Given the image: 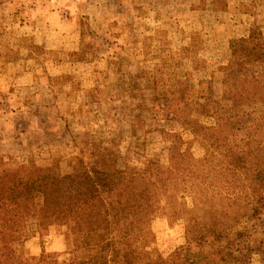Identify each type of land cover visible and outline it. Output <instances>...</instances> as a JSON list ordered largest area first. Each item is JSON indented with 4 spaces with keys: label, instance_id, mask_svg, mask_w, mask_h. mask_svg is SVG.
Returning a JSON list of instances; mask_svg holds the SVG:
<instances>
[{
    "label": "rangeland",
    "instance_id": "rangeland-1",
    "mask_svg": "<svg viewBox=\"0 0 264 264\" xmlns=\"http://www.w3.org/2000/svg\"><path fill=\"white\" fill-rule=\"evenodd\" d=\"M254 28L264 0H0V190L159 169L147 236L110 264H264V100L226 71ZM36 206L0 210V264L72 258Z\"/></svg>",
    "mask_w": 264,
    "mask_h": 264
},
{
    "label": "trees",
    "instance_id": "trees-1",
    "mask_svg": "<svg viewBox=\"0 0 264 264\" xmlns=\"http://www.w3.org/2000/svg\"><path fill=\"white\" fill-rule=\"evenodd\" d=\"M249 39L248 47L234 50L226 69L227 77L232 85L237 75L253 79L252 94L264 100V39L257 28L250 31ZM231 96H236V101L241 95L231 92ZM26 165L19 168L36 166L32 161ZM164 174L165 171L158 169L156 172L138 170L129 176L113 172L101 174L100 178L75 172L28 178L5 175L2 180L7 186L0 190V210L16 212L15 218L25 212L35 217V202L40 201L65 228L63 235L73 247L72 258L66 264H110L113 261L108 257L126 251L136 235L142 239L147 236L146 228L157 211L154 199L160 195L161 187L165 192L168 190ZM4 231L1 230L2 235ZM172 262L173 259H160L154 264ZM126 263L132 264L127 260Z\"/></svg>",
    "mask_w": 264,
    "mask_h": 264
}]
</instances>
